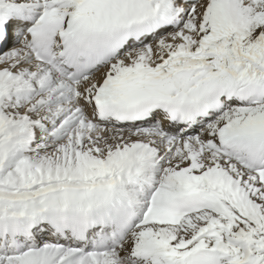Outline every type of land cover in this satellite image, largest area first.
I'll use <instances>...</instances> for the list:
<instances>
[{
  "label": "snow or ice",
  "instance_id": "1",
  "mask_svg": "<svg viewBox=\"0 0 264 264\" xmlns=\"http://www.w3.org/2000/svg\"><path fill=\"white\" fill-rule=\"evenodd\" d=\"M0 264H264V0H0Z\"/></svg>",
  "mask_w": 264,
  "mask_h": 264
}]
</instances>
